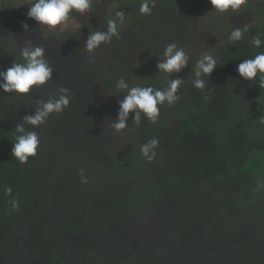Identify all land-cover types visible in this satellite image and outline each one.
Returning <instances> with one entry per match:
<instances>
[{
	"label": "trees",
	"instance_id": "obj_1",
	"mask_svg": "<svg viewBox=\"0 0 264 264\" xmlns=\"http://www.w3.org/2000/svg\"><path fill=\"white\" fill-rule=\"evenodd\" d=\"M112 1L124 28L94 55L84 45L106 30L105 19L46 38L16 30L27 18L0 13V70L22 62L27 45L43 47L53 68L52 80L27 96L0 90V264H264V88L236 70L264 51L251 43L264 41V0H247L210 29L199 24L206 0H154L151 15L139 13L142 0ZM251 8L257 20L242 28ZM235 27L246 31L233 43ZM207 33L217 47L204 52ZM170 43L190 59L169 76L157 65ZM204 53L218 67L201 91L193 80ZM122 76L161 90L170 79L184 83L177 102L158 105L155 124L142 115L136 125L130 113L116 134L110 122L126 93H112ZM60 86L71 103L34 129L38 154L21 165L11 155L14 132ZM152 138L159 145L149 163L140 147Z\"/></svg>",
	"mask_w": 264,
	"mask_h": 264
},
{
	"label": "clouds",
	"instance_id": "obj_2",
	"mask_svg": "<svg viewBox=\"0 0 264 264\" xmlns=\"http://www.w3.org/2000/svg\"><path fill=\"white\" fill-rule=\"evenodd\" d=\"M214 6L215 11L227 12L229 10L238 12L247 0H209ZM21 5L29 4L27 16L34 19L45 30H49L47 35L51 36L52 29L58 26L63 27L68 24L72 13L84 15L94 8V0H20ZM155 6L154 0H142L139 6L141 15H151ZM125 22V13L122 10L115 12V18L107 20L106 30H96L90 32L84 51L95 54L102 44L111 43L113 37L119 38V25ZM74 23V21H73ZM23 28L28 30V24L24 23ZM245 29L234 28L229 36L233 43L240 41ZM251 43L256 48L264 46V41L260 35L252 38ZM45 49L41 46L27 45L20 49L22 62L14 60L7 70H0V90L4 93L19 94L27 96L36 88L44 86L53 78V68L45 58ZM163 59L157 67L163 73L171 75L179 73L189 65L190 57L185 50L176 43L166 45L163 51ZM216 58L209 54H202L201 58L195 63V79L193 86L203 91L206 86V79L217 68ZM240 77L258 83L264 88V51L257 53L254 58L243 59L237 66ZM184 81L180 78L170 79L167 86L161 90L152 86H130L125 77L116 80L112 94L126 93L119 101L118 118L110 122V127L114 133L121 134L128 129L127 121L130 113H134V122L139 125L143 115L155 124L160 115V107L167 102L169 106L177 102L180 97L177 95L178 89ZM208 97H206L207 99ZM71 103L70 89L60 86L56 89L55 95L46 101H40V107L36 109L34 115L24 118L23 122L17 126L14 132V142L12 143L11 155L21 164H27L30 157L38 154L40 138L37 131L52 114L62 113ZM31 126L32 130L26 128ZM158 138H152L141 145L140 151L149 163L154 161L157 156ZM81 182L87 183V176L81 169ZM9 193L11 189L7 190ZM12 207L18 208V203L12 201Z\"/></svg>",
	"mask_w": 264,
	"mask_h": 264
},
{
	"label": "rangeland",
	"instance_id": "obj_3",
	"mask_svg": "<svg viewBox=\"0 0 264 264\" xmlns=\"http://www.w3.org/2000/svg\"><path fill=\"white\" fill-rule=\"evenodd\" d=\"M107 1L108 0H94L93 10L84 14V15H80V14L75 13V12L72 13L73 17L68 22V24L66 26H63V27L58 26L56 29H52L51 30V32H52L51 36L47 35V32L49 30L44 31V29L41 27V25L39 23H37L34 19L29 18L27 16V12H28L29 7H30L29 4L21 5L20 0H0V13L5 18H11L14 13H16L21 18L22 17L27 18L24 20V22H20L19 26L16 28V30H18L20 28L21 34L26 33L27 30H25L22 25L24 23H27L28 29L29 28H35L34 29L35 31L42 32L46 38L54 37V35L58 37L61 34L73 33L74 30H76L78 27H80L82 25L88 26L94 20L100 21V20L105 19V22L107 24V20L109 18L114 19L115 18V12L117 10H121V8L118 7L116 4L112 3L113 2L112 0H109L110 2H107ZM245 6H246V4L238 12H234L232 14V16L238 14L239 12L242 13L245 10ZM228 12L230 13L233 11H231V10H229L227 12L215 11L214 6L210 4L209 0H206L205 12L203 14V18L201 19V21H199V24H200V22H203L202 26L204 28H208V29L215 28V27L221 28L225 24L226 15ZM249 14H251L252 20L248 24L243 25L242 28L250 25L251 23L256 22L257 19L255 18L256 16H255L254 8L249 9ZM106 17H108V19ZM73 21H74V23H73ZM120 28L121 29L124 28V23L119 25V29ZM196 28L199 29V31L201 30L200 25L196 26ZM206 37L209 39V41L207 43L209 46L206 50H204V52H206L207 50L212 51L215 47H217V46H215L216 44L213 40V38H215V37L211 33L210 34L207 33ZM77 38H80V41H81V38H82V40H84L83 37H81V36H77ZM202 41H203V39L201 38L200 42H202ZM192 43L197 46L196 43H194V42H192ZM190 50L194 51L195 48H191ZM147 70H149L148 74H151L152 72H154L153 68H148ZM118 98H120V97H118Z\"/></svg>",
	"mask_w": 264,
	"mask_h": 264
}]
</instances>
